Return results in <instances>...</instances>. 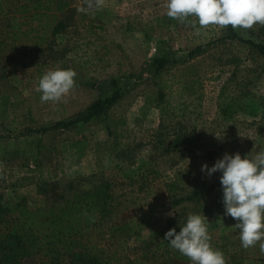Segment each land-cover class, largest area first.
Here are the masks:
<instances>
[{
  "label": "rangeland",
  "instance_id": "rangeland-1",
  "mask_svg": "<svg viewBox=\"0 0 264 264\" xmlns=\"http://www.w3.org/2000/svg\"><path fill=\"white\" fill-rule=\"evenodd\" d=\"M6 1L12 9L26 0ZM55 2L66 25L50 45L39 52L10 45L0 52V200L56 212L78 190L96 191L108 178L132 176L137 184H156L158 195L102 230L103 244L125 254L165 229L169 217L200 214L209 234L227 245L230 264H264V256L237 252L240 230L225 215L222 173L201 171L225 153L251 158L264 149V57L239 42L219 41L226 28L197 35L189 23L166 15L167 0H105L87 13L78 11L84 0ZM236 31L264 39L259 24ZM201 44L205 50L189 56ZM154 55L170 60L158 75L150 68ZM57 68L75 70L76 85L60 102L42 103L39 80ZM117 88L118 103L89 122L45 133L27 129L70 119ZM178 134L183 144L162 151ZM200 190L192 200L173 203ZM99 216L87 213L84 222ZM0 264L57 262L30 254L17 262L0 257Z\"/></svg>",
  "mask_w": 264,
  "mask_h": 264
},
{
  "label": "trees",
  "instance_id": "trees-1",
  "mask_svg": "<svg viewBox=\"0 0 264 264\" xmlns=\"http://www.w3.org/2000/svg\"><path fill=\"white\" fill-rule=\"evenodd\" d=\"M55 4V0H26L11 9L6 0H0V15L7 14L6 20H0V52L10 45L18 51L32 49L38 52L46 42L50 45V37L66 25L59 18ZM218 40L239 42L264 57V39L243 37L231 26L226 28ZM205 47L202 44L196 46L189 52V56L202 53ZM169 61L165 55H154L150 68L158 75ZM114 84L118 85L117 82ZM121 97L122 91L117 88L110 95L96 99L70 119L27 129L45 133L73 128L106 113ZM184 141V137L178 134L167 142L162 151H175ZM159 189L147 180L137 184L132 176L127 181L108 178L96 191L78 190L73 197L64 198L62 207L56 212L41 206L29 207L21 200L11 203L0 200V257L9 262H17L26 255L39 254L57 264H191L186 256L170 247L164 239L170 229L175 228L179 233L186 224L187 219L183 218V214L169 217L165 229L125 254L101 242L99 234L102 230H112L115 221L127 210L152 203ZM173 190L172 186L168 191ZM200 192L180 196L173 203L192 200ZM87 213H99L100 216L95 222L86 224L84 216ZM210 236L212 247L222 251L227 264H230L227 260V245ZM237 252L257 258L264 256L260 253L259 245L244 249L240 243Z\"/></svg>",
  "mask_w": 264,
  "mask_h": 264
},
{
  "label": "clouds",
  "instance_id": "clouds-1",
  "mask_svg": "<svg viewBox=\"0 0 264 264\" xmlns=\"http://www.w3.org/2000/svg\"><path fill=\"white\" fill-rule=\"evenodd\" d=\"M104 4L105 0H84L85 6L78 11L87 13ZM164 7L169 18L189 23L197 35L201 29L212 27L225 29L231 26L233 30L247 31L257 24L264 26V0H167ZM191 17L195 19L190 20ZM77 75L70 68L47 71L36 88L41 93V102H60L75 87ZM201 171L209 177L216 172L222 173L220 184L225 215L237 221L233 227L240 230L242 247L248 249L259 245L260 253L264 255V149L251 158L249 155L242 158L239 152L225 153L212 167L206 163L202 165ZM206 221L204 215L189 214L179 233L172 228L165 233L164 239L191 264H227L223 252L214 249L210 243Z\"/></svg>",
  "mask_w": 264,
  "mask_h": 264
}]
</instances>
